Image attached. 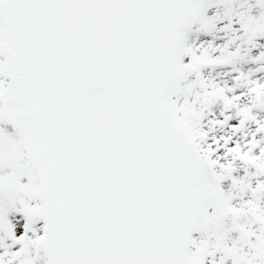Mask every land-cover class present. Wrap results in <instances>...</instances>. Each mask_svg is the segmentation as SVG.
<instances>
[{"label": "snow or ice", "instance_id": "6c2138e0", "mask_svg": "<svg viewBox=\"0 0 264 264\" xmlns=\"http://www.w3.org/2000/svg\"><path fill=\"white\" fill-rule=\"evenodd\" d=\"M0 264H264V0H0Z\"/></svg>", "mask_w": 264, "mask_h": 264}]
</instances>
